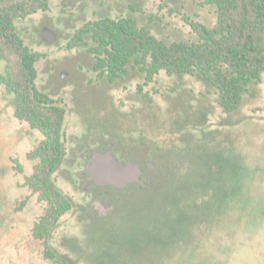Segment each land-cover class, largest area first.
<instances>
[{"label": "rangeland", "instance_id": "obj_1", "mask_svg": "<svg viewBox=\"0 0 264 264\" xmlns=\"http://www.w3.org/2000/svg\"><path fill=\"white\" fill-rule=\"evenodd\" d=\"M104 18L134 19L168 43L198 40L189 21L217 23L203 0H52L16 22L40 54L37 87L67 110L53 180L73 208L52 233V250L72 264H264V74L232 114L200 75L162 71L146 84L131 62L112 83L94 71L91 39L70 48L78 30ZM14 109L0 84V264H58L34 237L47 205L26 185L37 163L28 155L43 135ZM108 150L144 165L153 183L85 189L88 158ZM102 200L115 206L106 216L95 206Z\"/></svg>", "mask_w": 264, "mask_h": 264}, {"label": "trees", "instance_id": "obj_2", "mask_svg": "<svg viewBox=\"0 0 264 264\" xmlns=\"http://www.w3.org/2000/svg\"><path fill=\"white\" fill-rule=\"evenodd\" d=\"M51 1L0 0V62L6 64L0 84L13 97L14 116L43 135L28 155L37 163L26 185L47 205L34 227V237L46 246V258L72 264L68 257L57 255L50 244L60 219L73 208L53 180L65 153L67 110L37 87L40 54L25 44L16 27L18 20L48 11ZM203 4L216 9L217 23L209 28L189 21L198 36L194 42L168 43L148 28L139 27L134 19L104 18L78 30L70 48L91 39L94 71L112 83L127 76L131 62L140 68L146 84L162 71L179 78L200 75L217 91L222 110L232 114L242 108L251 85L264 74V0H203Z\"/></svg>", "mask_w": 264, "mask_h": 264}, {"label": "water", "instance_id": "obj_3", "mask_svg": "<svg viewBox=\"0 0 264 264\" xmlns=\"http://www.w3.org/2000/svg\"><path fill=\"white\" fill-rule=\"evenodd\" d=\"M42 36L50 43L56 40V35L49 28L43 30ZM85 171L90 174V179L101 186L110 185L119 190L135 182L145 186V182L141 180V166L137 163L129 162L123 164L117 159L113 150L106 152L95 151L89 157ZM95 206L102 216H106L115 208L113 204L105 202H96Z\"/></svg>", "mask_w": 264, "mask_h": 264}, {"label": "flooded vegetation", "instance_id": "obj_4", "mask_svg": "<svg viewBox=\"0 0 264 264\" xmlns=\"http://www.w3.org/2000/svg\"><path fill=\"white\" fill-rule=\"evenodd\" d=\"M117 157V156H116ZM89 159V158H88ZM117 159L119 160V158L117 157ZM88 161V160H87ZM120 162H122L121 160H119ZM126 163H128V162H126ZM126 163H123V164H126ZM86 164H87V162H86ZM138 164V163H137ZM86 166V165H85ZM144 166V165H143ZM141 167V169H142V177H141V180L143 181V182H145V180H144V178L146 177L147 178V183L148 184H152L153 183V180H152V177H151V175H149V173H147V172H145L144 171V167ZM84 170H85V168H84ZM156 169H155V166L154 165H152V164H148V172H153V171H155ZM84 176L86 177V179H87V183L84 185V188L85 189H100V188H106V187H113V186H110V185H106V186H101V185H99L96 181H94V180H92V179H90V174H88L86 171L84 172ZM146 182H145V186H146V184H147ZM133 186H137V187H139V188H145V186H143V185H141L139 182H135V183H131V184H129L126 188H122V189H128V188H130V187H133ZM115 188V187H114ZM115 189H117V188H115ZM101 202H104L103 200L101 201ZM100 212V211H99ZM110 214V213H109Z\"/></svg>", "mask_w": 264, "mask_h": 264}]
</instances>
